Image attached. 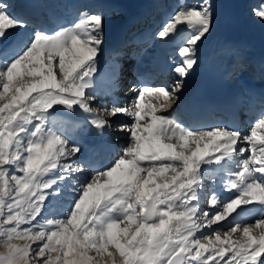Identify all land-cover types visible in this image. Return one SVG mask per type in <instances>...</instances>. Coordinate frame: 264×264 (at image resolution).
<instances>
[{
  "label": "snow or ice",
  "instance_id": "6c2138e0",
  "mask_svg": "<svg viewBox=\"0 0 264 264\" xmlns=\"http://www.w3.org/2000/svg\"><path fill=\"white\" fill-rule=\"evenodd\" d=\"M10 7L0 0V264H264V112L247 134L170 114L211 33V0L181 5L156 33H190L174 84L133 88L130 104L102 110L92 102L104 17L81 12L70 27L33 26L5 44L30 26ZM252 14L264 23V3ZM146 95L157 101L148 115ZM77 110L100 131L131 120L119 125L121 154L83 181L73 180L85 170L72 159L81 147L58 126L59 113ZM217 177L227 200L209 187ZM68 188V211L44 215Z\"/></svg>",
  "mask_w": 264,
  "mask_h": 264
},
{
  "label": "bare ground",
  "instance_id": "6f19581e",
  "mask_svg": "<svg viewBox=\"0 0 264 264\" xmlns=\"http://www.w3.org/2000/svg\"><path fill=\"white\" fill-rule=\"evenodd\" d=\"M172 1L170 2L171 5L173 4ZM260 1H262V0H236V4L234 5V7L232 6V4H230L231 1L229 2L227 0H221L219 2L220 7L217 8L218 13L214 14V24H213V27L211 30V34H212V37H214L215 39H216L217 35H220L221 39H222V36L225 37L227 44L225 42L223 45H221L220 50H223V51L218 52L219 54H217V50H214V52H212L211 54L208 52L204 53V56H202L203 52L198 53V56L196 57L197 62L200 59L201 60L198 64H196V66L193 67L192 70H190L188 77L184 81V86L187 84V86H188L187 89L190 92V96L188 97V99H186L185 104H181V110H183V113H185L186 116H189V117L194 119L193 126L194 125H202L205 128L208 127V126H206L208 120H202L199 117H197L195 114L196 112L200 113V114L204 113L201 110V104L196 99V94H197L196 83L202 76L205 79L208 78L207 74L214 68V66L218 67L219 73L217 75V78L220 80L221 83H224L226 85H228V83H229V85L237 87V88H233V90H235L234 94H237L238 99H239L240 95H243L244 97H246L247 95L252 94V90H250L252 88L254 89V87L252 85H247L246 82L241 84V82H243V80H247L248 76L238 77V76H241L242 73L236 74V72L238 73L239 68L241 70V65H243V62L238 57L239 54H237V53H239L238 52L239 50L238 49L232 50V49H233V47L238 48V47H235V44L238 42H239V44L242 43L243 45L247 46V48H243L240 46L241 48L244 49L243 52H245V53L247 51H250L248 49V47H249V45H251V43H253V44L259 43L262 46H264V41L261 39V37H264V26L263 25L257 26L251 20V16H250L251 14L249 13V8L252 6L253 7L258 6L257 4L260 3ZM83 3H86L90 7L93 6L94 4L102 6L104 13H106L107 15L108 14L111 15L112 12L118 10V8H116L117 4H120L124 7H126L125 8V11H126L125 15L126 16L124 15L125 17L124 16L116 17V18H114V20L111 19L108 21V23L106 22L108 25L107 36L111 37L113 32H115L116 30H119V29H122V30L127 29L128 30L129 27L134 23V20L136 19V17H135V15L134 16L132 15L131 7L134 4H138L139 0H74V2L72 3V6L77 8L80 4L83 5ZM53 4L56 6H59V8H60L59 10L64 12L61 4L55 2V0L53 1ZM176 4H177V2H176ZM169 7H170V5H169ZM80 9L81 8H79L78 11ZM145 9L143 10V12L145 11ZM160 10H163V8H161ZM78 14H79V12H78ZM221 17H223L224 20L222 21L221 26H220L221 28L219 29V20ZM178 27L181 28V31L178 34L171 36V38L174 39L175 44L177 46L182 47V45H184L185 39L190 35V33L183 26H178ZM160 29H161V25L159 26L158 31ZM25 32H27V29H19V30L13 31V32H11V34L8 36L7 39H9V38H11L17 34L19 35L18 39L21 37H30V35L28 33H25ZM127 39H129V37ZM126 42H127V40L125 41V43ZM155 42L157 44H159L160 42H162V39L158 37ZM109 45H110V41L107 44H103L102 51L96 58L98 61L97 62V69L100 68L101 65L104 66L105 64L108 63V61H109L108 56L113 52L111 49H109ZM211 47L213 48V46H211ZM241 53H242V51H241ZM176 60L178 61L180 59L176 58ZM233 63H235V64H233ZM116 64L117 63H115V65ZM215 64H217V65H215ZM123 69H125L123 67V65H121L120 67H118V65H116L115 67H112L110 75L105 77L108 80V82H106V84H105L107 86L104 85L100 89H97L98 93L101 92V94H102V91L103 92L109 91V89H107V87L108 88L112 87V89H113L114 85L117 83L118 80H120L118 88H121L123 86V83H124L123 80L125 79L124 78L125 72L123 71ZM116 70H118L119 73L115 78V77H113V75H114ZM148 70L151 71L150 67H148ZM100 76L102 78V76L104 77L105 75L102 74ZM176 79H177V74L175 72H173L172 70H170L167 73H164L163 75L159 76V80H163V81L175 82ZM98 80H101V79H98ZM95 83H97V81H95ZM213 86H214L213 81L208 80L205 82L204 90L206 92H211ZM113 90H115V89H113ZM110 96H111L110 101L112 103L115 101L121 105H123L122 104L123 101L124 102L127 101V98L128 99L132 98V95H131V96L125 97L124 100H119V98L112 96V92H110ZM99 100H100L99 98L96 99L94 101V103L101 101V100L100 101ZM149 100H150V98H149ZM120 101H122V102H120ZM148 101H146V102H148ZM193 105L195 107L194 110H196V112L190 111V108ZM175 107H176V105H175ZM256 109H261V106L260 107L257 106ZM256 109H255V107L253 109H251L252 114L249 118L252 119L253 112ZM263 110L264 109H262L261 111H263ZM58 115H60L62 117V119L65 121V123H63L62 125H58V126H62L64 134L68 136V138L70 139L71 142H74L81 147V152H82L81 157L87 162L86 165H87V167L89 166L90 171H93L95 169L97 170L101 163H102V165H100L101 166L100 169L106 167L108 165L107 162H111L113 156L115 154H117V151L120 149V148L114 149L113 140H112L111 144L107 147V152H108V154L106 155L107 159H105L106 158L105 155H103L104 157L102 158V156L99 157L98 156L99 154L96 153V147H98V145L101 146L103 144V146H104L105 141L101 142L100 140L102 139V137H101L102 133L105 130H107V128H105L103 130V132L96 129L95 127H93L89 123L90 118L88 117V115L86 113H84L83 111H80V110H77L75 113L61 112ZM117 118L122 119L123 116L121 115V116H117L115 118H112V122L117 121L118 120ZM254 119H256V118H254ZM254 119H253V121H254ZM244 121H245L244 119H243V121H241L242 125H245L246 122H244ZM87 124H88V127L85 128L84 125H87ZM76 125H81L82 130L79 131L78 128L75 127ZM215 125H216L215 123L212 124V126H214V127H215ZM109 153H111V155H109ZM108 156H109V158H108ZM95 158H96V160L97 159L99 160L100 158H102L104 162H101V163L98 162V164H97V162L95 163ZM106 160H107V162H106ZM88 172L89 171L85 172L86 176L88 175ZM210 185H212L210 187H214L215 191H217V188L218 189L221 188L222 191L225 192V190L223 189V186L220 182L219 177L216 178L214 185L212 184V182L210 183ZM218 195L221 197V193H218ZM61 206H59V208H58V209H60V210H58L59 215L63 209H64V211L66 209L64 204L62 207ZM229 219H231V217H229Z\"/></svg>",
  "mask_w": 264,
  "mask_h": 264
},
{
  "label": "rangeland",
  "instance_id": "374dc122",
  "mask_svg": "<svg viewBox=\"0 0 264 264\" xmlns=\"http://www.w3.org/2000/svg\"><path fill=\"white\" fill-rule=\"evenodd\" d=\"M72 1H74V0H61L60 1V4H61V6H63L64 8H66L65 7V4L67 3V2H71V5H72ZM213 1L214 0H211V2L213 3ZM227 1H231L230 3L233 5V7H234V5L236 4V0H227ZM5 2L6 3H8L6 0H5ZM203 2V0H177V7H176V9H174V11H173V13L172 14H174L177 10H178V8L181 6V5H183V4H199V3H202ZM261 3H264V0L263 1H261L260 3H258L257 5L259 6ZM258 6H255V7H250L249 8V13L251 14L250 16H251V20L257 25V26H264V23H262L259 19H257L256 17H254L253 16V14H252V9L253 8H256V7H258ZM102 7H95L94 9H88V8H81V10H79V14H78V16L76 17V19L78 20L79 19V15H80V13L81 12H87V13H90V14H100V15H102L103 17H104V29H103V37H104V44H106L107 43V23H108V21L109 20H111V19H113L114 20V18H116V17H122L123 15H124V12H123V10H124V6H121V5H117V7L116 8H119L118 10H116V11H114V12H112L111 13V15H107L106 13H104V10L103 9H101ZM171 14V15H172ZM171 17V16H170ZM169 17V18H170ZM169 20V19H168ZM167 20V21H168ZM167 21H164V23L163 24H165ZM107 22V23H106ZM258 23V24H257ZM31 29H33V28H31ZM57 31V30H56ZM31 32H32V30H31ZM54 32V31H53ZM154 37L156 38L157 36H156V34L154 35ZM188 38V37H187ZM187 40V39H186ZM186 40H185V42H186ZM185 44V43H184ZM243 72L245 71V69H243L242 70ZM239 73V72H238ZM128 79H126V80H124V81H127ZM116 92H114L116 95H117V97L119 96H123V95H125V93L126 92H124V89H118V90H115ZM96 92V96H97V99L99 98L100 100V102H97V103H94V101L92 102V104H93V107L94 108H97V109H103L104 107H111L112 106V102L110 101V95L109 94H107V93H103L102 94V96H100L99 95V93H98V91H95ZM130 92H131V94H130V96L131 95H133L132 96V98H129V99H127V101H121L122 102V104L123 105H128V104H130L133 100H134V98H135V95H136V93H134L133 91H131L130 90ZM149 96L148 95H146L145 96V99H144V103H145V105H146V107H145V109H144V112H145V115H148L149 113H150V111H151V109H150V107H148V105H151V103L152 104H156L157 103V101L155 100V99H153V98H150V100H149ZM153 99V100H152ZM149 100V101H148ZM182 100H183V98L181 97V96H179V99L176 101V103L175 104H173V105H171L170 106V108H171V111H170V114L172 115V117L174 118V119H176L178 122H180V123H182L183 125H185L186 127H188V128H191V129H200V130H206L205 129V127H202V126H195V127H192V125H191V120L190 119H188L187 117H185V116H183V113H182V111H181V107L177 104L178 102H182ZM146 101H148V102H146ZM151 101V102H150ZM175 105H176V107H175ZM262 108L264 109V105L262 106ZM261 113H257L256 114V116H254L253 117V119L254 118H258L259 117V115H260ZM118 119V118H117ZM253 119H251V121L248 123V125H247V129H246V132H245V134H247V132H248V129L251 127V125H252V123H253ZM256 119H254V121L256 120ZM113 124H112V127L111 128H107V130H105L104 131V137H105V139H106V141L107 142H112V140H113V142H114V144H119L118 145V148H120L118 151H117V154H115L114 156H113V158H112V160H111V163L121 154V152H122V149L124 148V146L127 144V142H128V138H127V133H125V132H121V131H119V125L121 124V123H131V120L128 118V117H126V116H123V118L122 119H118L117 121H115V122H112ZM143 123V122H142ZM217 126H221V125H217ZM84 127L86 128L87 127V125H84ZM212 127H214V126H212ZM212 127H210V128H212ZM216 127V126H215ZM210 128H208V129H210ZM105 155V154H104ZM73 159V162H75L76 164H78V165H82L83 167H84V172L83 173H80V174H73V180H75V181H83V180H85V179H87L89 176H91V174L96 170H93V171H90V169H89V166H88V168H87V166H86V163L81 159V157H80V154H78L77 156H75V157H73L72 158ZM97 162V164H98V162L99 163H101V162H104L103 161V159L102 158H100L99 160L97 159L96 160V158H95V163ZM106 162H107V160H106ZM108 164H109V162H107ZM110 163V164H111ZM109 164V165H110ZM100 165H102V163L100 164ZM99 165V168L98 169H100L101 168V166ZM88 169V170H87ZM86 171H89L88 172V175L86 176ZM209 187H210V182H209ZM69 192H71V188H68L67 190H66V192H65V194L61 197V198H59V199H57V200H55V201H53V203L52 204H50L49 206H48V208H47V211H46V213L44 214V215H48L47 217H52V216H56V217H59V213H58V210H60V209H58L59 208V206H63V204L65 205V207H66V209H65V211H64V209L60 212V214L61 213H66L67 211H68V207H69V204L71 203V198H70V196L68 195V193ZM61 206V207H62ZM60 207V208H61ZM207 210V209H206ZM226 223V222H225ZM2 251H5V249H3V248H0V252H2Z\"/></svg>",
  "mask_w": 264,
  "mask_h": 264
}]
</instances>
